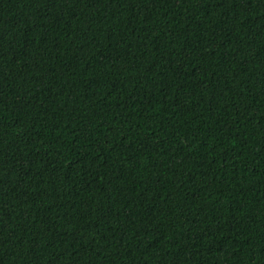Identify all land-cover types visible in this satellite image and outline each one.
<instances>
[{"label":"trees","instance_id":"obj_1","mask_svg":"<svg viewBox=\"0 0 264 264\" xmlns=\"http://www.w3.org/2000/svg\"><path fill=\"white\" fill-rule=\"evenodd\" d=\"M0 264H264V0H0Z\"/></svg>","mask_w":264,"mask_h":264}]
</instances>
